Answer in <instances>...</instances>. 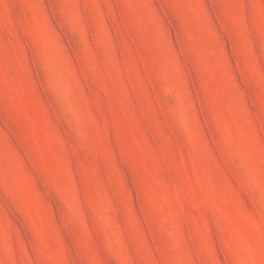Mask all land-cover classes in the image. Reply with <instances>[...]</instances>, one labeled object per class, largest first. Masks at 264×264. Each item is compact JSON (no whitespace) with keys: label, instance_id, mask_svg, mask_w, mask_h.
Here are the masks:
<instances>
[{"label":"rangeland","instance_id":"374dc122","mask_svg":"<svg viewBox=\"0 0 264 264\" xmlns=\"http://www.w3.org/2000/svg\"><path fill=\"white\" fill-rule=\"evenodd\" d=\"M0 264H264V0H0Z\"/></svg>","mask_w":264,"mask_h":264}]
</instances>
